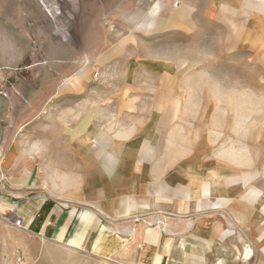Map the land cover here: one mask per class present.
<instances>
[{"label": "rangeland", "instance_id": "374dc122", "mask_svg": "<svg viewBox=\"0 0 264 264\" xmlns=\"http://www.w3.org/2000/svg\"><path fill=\"white\" fill-rule=\"evenodd\" d=\"M17 179L113 245L10 247ZM147 228L264 264V0H0V264H139Z\"/></svg>", "mask_w": 264, "mask_h": 264}, {"label": "crops", "instance_id": "0c3cea01", "mask_svg": "<svg viewBox=\"0 0 264 264\" xmlns=\"http://www.w3.org/2000/svg\"><path fill=\"white\" fill-rule=\"evenodd\" d=\"M107 157L109 160L115 158L109 153ZM12 182L11 185L18 187L12 196L16 200L12 203L4 201L3 204L12 214L22 217L25 225L23 228H17L6 222L5 229L18 236L23 242L14 243L10 240V247L21 249L27 246L29 238H35V236L41 238L47 234L51 242L69 247L89 246L91 250L96 251L101 245L105 249L113 245L112 239L104 232L102 216L99 214L106 215L107 211L99 205L83 201L84 204L94 207L98 213L81 205L80 201L75 200L74 194L55 198L52 192L37 183L19 179ZM49 199L62 201L48 204ZM65 202H75L76 205L64 209ZM223 217L230 222L225 215ZM121 232L133 235L135 229L130 226L121 229ZM23 236L24 240H22ZM88 242L90 245H86ZM140 242L137 254L139 264H206L203 261L204 256L198 253L196 246L193 247L190 242H179L175 237H168L159 229L147 228L142 233Z\"/></svg>", "mask_w": 264, "mask_h": 264}, {"label": "built area", "instance_id": "2783aa9c", "mask_svg": "<svg viewBox=\"0 0 264 264\" xmlns=\"http://www.w3.org/2000/svg\"><path fill=\"white\" fill-rule=\"evenodd\" d=\"M6 219L10 220L11 216L10 217H6ZM13 225L16 226L17 228H23L25 224L23 222L22 217L16 216V218L13 220Z\"/></svg>", "mask_w": 264, "mask_h": 264}]
</instances>
